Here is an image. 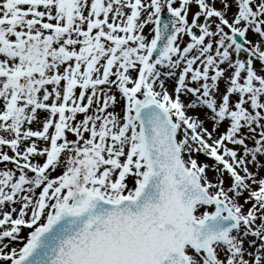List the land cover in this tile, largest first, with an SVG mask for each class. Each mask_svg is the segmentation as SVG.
I'll return each mask as SVG.
<instances>
[{"label":"snow or ice","instance_id":"snow-or-ice-1","mask_svg":"<svg viewBox=\"0 0 264 264\" xmlns=\"http://www.w3.org/2000/svg\"><path fill=\"white\" fill-rule=\"evenodd\" d=\"M0 264H264V0H0Z\"/></svg>","mask_w":264,"mask_h":264}]
</instances>
